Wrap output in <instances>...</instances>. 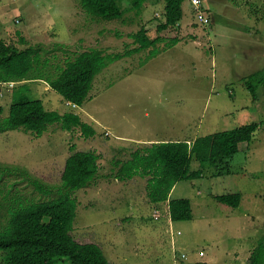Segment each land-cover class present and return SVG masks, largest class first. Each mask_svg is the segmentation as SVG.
<instances>
[{
    "label": "rangeland",
    "instance_id": "1",
    "mask_svg": "<svg viewBox=\"0 0 264 264\" xmlns=\"http://www.w3.org/2000/svg\"><path fill=\"white\" fill-rule=\"evenodd\" d=\"M204 3L210 24L193 23L192 7L185 0L180 26L161 33V53L147 59L144 49L109 64L96 75L82 107L68 106L44 82H15L12 89L0 82V117L10 112L12 91L25 87L26 96L41 99L47 110L74 111L96 129L90 138L80 128L64 130L59 124L50 125L41 137L23 130L0 133V163L27 167L42 181L58 185L73 151L100 154L92 185L75 192L72 233L99 244L112 264H250L264 241V124L251 142L240 144L222 169L225 175H215L210 162L193 161L192 169H201L202 176L180 180L171 194L190 199L191 220L173 223L168 203L158 207L164 213L160 219L153 217L157 207L149 199V175L117 177L116 160L125 161L145 145L119 136L193 139L264 121V84L254 100L243 81L264 68V0ZM124 4L123 17L107 21L88 14L81 0H0V37L11 31L9 44L25 47L20 42L23 32L28 43L41 46L52 62L63 65L67 57L93 48L123 54L138 46L131 35L145 28L155 37L165 20L163 2L148 1L140 12ZM173 36L180 41L165 50ZM17 180L21 182L11 194L6 189L0 194V229L8 222L10 205H17V192L25 198H49L34 192L26 179ZM228 191L242 194L237 208L212 196ZM55 264L71 263L63 258Z\"/></svg>",
    "mask_w": 264,
    "mask_h": 264
},
{
    "label": "trees",
    "instance_id": "2",
    "mask_svg": "<svg viewBox=\"0 0 264 264\" xmlns=\"http://www.w3.org/2000/svg\"><path fill=\"white\" fill-rule=\"evenodd\" d=\"M148 1L164 3L165 20L157 27L160 34L152 37L142 28L131 35L138 46L123 54H104L102 50L93 48L75 53L73 58L67 57L63 65L52 62L41 46L28 43L20 34V42L25 47L0 41V82L14 81L26 85L42 80L57 91L67 105L72 102L82 107L89 98L96 75L109 64L144 49H148L147 59L161 53L158 43L165 40L161 33L180 26L185 0H81V6L88 14L107 21L123 17L127 9L125 2L130 4L128 7L140 12ZM179 41L177 36H173L164 49L173 47ZM243 81L253 99L257 100L258 89L264 84V68ZM23 89L12 91L10 112L8 116L0 117V133L23 130L41 137L50 125L59 124L64 130L80 128L86 138L97 134L96 129L83 121L79 114L74 111H49L41 99H29ZM2 112L3 108L0 107V115ZM262 124L264 121L243 124L231 130L196 137L191 143L162 141L141 146L131 151L125 161L116 160L115 164L119 167L117 177L126 180L136 175H149L148 195L151 203L155 207L168 203L173 222L191 220V201L189 198H173L171 194L175 185L180 180L202 176L201 169H192L193 161L210 162L216 168L215 175H225L223 167L238 154L241 143L253 140ZM99 158L100 154L93 150L73 151L66 159L58 185L42 181L27 167L0 163V194L5 189L11 194L21 182L17 180L20 177L28 181L34 192L49 197L25 198L20 192L16 193L13 201L17 205H10L8 222L0 229V264H55L57 259L63 258L71 264H112L99 244L84 241L72 233L78 205L75 192L92 185L99 173ZM11 176H15L14 182H10ZM212 196L234 208L242 200V194L234 191ZM250 264H264V241L254 250Z\"/></svg>",
    "mask_w": 264,
    "mask_h": 264
},
{
    "label": "built area",
    "instance_id": "3",
    "mask_svg": "<svg viewBox=\"0 0 264 264\" xmlns=\"http://www.w3.org/2000/svg\"><path fill=\"white\" fill-rule=\"evenodd\" d=\"M187 1H189L190 5L192 7V12L194 14V22L193 23L199 24V26L210 24L211 21H210L209 16L204 13V8H205L204 0H187ZM16 22L19 23L20 20H16ZM5 84L8 87V89H12L15 85V82L10 81V82H7ZM68 105L71 106L72 108H77V105L75 103L68 102ZM106 134H107V136L112 135L110 131H107ZM166 211L169 212V207L166 209ZM153 213H154L153 217L156 219H160L164 214L163 211L158 207L154 209ZM182 257L186 258V255L183 254ZM177 260H178V257H177Z\"/></svg>",
    "mask_w": 264,
    "mask_h": 264
},
{
    "label": "crops",
    "instance_id": "4",
    "mask_svg": "<svg viewBox=\"0 0 264 264\" xmlns=\"http://www.w3.org/2000/svg\"><path fill=\"white\" fill-rule=\"evenodd\" d=\"M192 23V22H191ZM190 23V24H191ZM179 25H180V23H179ZM192 25V24H191ZM22 33V34H21ZM20 33V31H18V32H15V34L17 35V34H21L22 36H26L25 34H23V32H21ZM13 36V34H12V32L10 31L8 34H3L2 35V37H0V41H2V42H5L6 44H9V40H10V38H12V36ZM28 39V38H27ZM26 39V40H27ZM9 41V42H8ZM34 82V81H33ZM37 82H44L45 84H47L48 85V87H45V89L46 88H50V86H49V84L47 83V82H45V81H42V80H38ZM30 82H28L27 84L28 85H30L29 84ZM0 85H2V84H0ZM9 91H12V90H9ZM0 94L1 95H3L2 94V90L0 91ZM13 95V94H12ZM120 137V139L121 140H126V139H128L130 142H134V143H137V144H145V145H150V144H152V143H155V142H162V141H187V142H190V141H192V140H194L196 137H194L193 139H191V138H189V137H183V138H175V139H172V138H168V137H164V139H159V138H144V139H142V138H127V137H125V136H119ZM117 143H118V141H117ZM125 144H129V143H125ZM128 145H125V147H127ZM155 207V206H154ZM174 223V222H173Z\"/></svg>",
    "mask_w": 264,
    "mask_h": 264
},
{
    "label": "clouds",
    "instance_id": "5",
    "mask_svg": "<svg viewBox=\"0 0 264 264\" xmlns=\"http://www.w3.org/2000/svg\"><path fill=\"white\" fill-rule=\"evenodd\" d=\"M168 207H169V206L167 205V208H168ZM167 208H166V209H167ZM166 212H167V211H166ZM167 213H169V212H167ZM169 216H170V213H169ZM170 219H171V217H170ZM171 221H172V220H171Z\"/></svg>",
    "mask_w": 264,
    "mask_h": 264
}]
</instances>
